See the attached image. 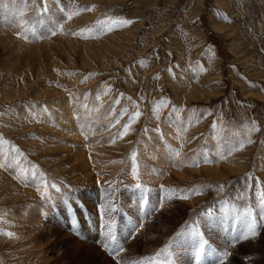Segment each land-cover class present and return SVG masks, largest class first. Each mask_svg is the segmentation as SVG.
Listing matches in <instances>:
<instances>
[{
    "label": "rangeland",
    "instance_id": "374dc122",
    "mask_svg": "<svg viewBox=\"0 0 264 264\" xmlns=\"http://www.w3.org/2000/svg\"><path fill=\"white\" fill-rule=\"evenodd\" d=\"M261 192L264 0H0L1 264H264Z\"/></svg>",
    "mask_w": 264,
    "mask_h": 264
},
{
    "label": "bare ground",
    "instance_id": "6f19581e",
    "mask_svg": "<svg viewBox=\"0 0 264 264\" xmlns=\"http://www.w3.org/2000/svg\"><path fill=\"white\" fill-rule=\"evenodd\" d=\"M6 5V4H5ZM19 20V19H18ZM22 20V19H21ZM22 29V28H21ZM36 37V36H35ZM196 89V88H195ZM48 91H49V89H48ZM184 114V113H183ZM181 117V116H180ZM58 128V127H57ZM167 128V127H166ZM178 132H179V130H178ZM183 133V132H182ZM186 133V132H185ZM173 136V135H172ZM73 137V136H72ZM173 139V138H172ZM179 139V138H178ZM180 140V139H179ZM192 140V139H191ZM190 140V141H191ZM188 141V140H187ZM189 141V142H190ZM185 143V142H184ZM151 145V144H150ZM177 145V144H176ZM180 145V144H179ZM153 147V146H152ZM176 147V146H175ZM184 147H185V145H184ZM183 147V148H184ZM238 147V146H237ZM236 147V148H237ZM150 148V147H149ZM174 148V146L173 147H171V148H169V149H165L164 147H159V148H154L153 149V153H157V152H160L159 153V155H160V157L162 158V162L165 164V165H167L168 167H170V168H174L175 166V168H176V170L178 169V165L180 164V165H189V162H191V160L189 161L188 159H182L181 160V163H179L178 165H177V162H176V159L177 158H179L180 156L179 155H181V153H182V147L179 149V148H175V149H173ZM235 148V149H236ZM240 148V147H239ZM189 149H192V148H190V147H186V150H183V153H182V155L186 152H188L189 151ZM206 149V148H205ZM208 149V148H207ZM234 149V148H233ZM154 150H155V152H154ZM199 150V151H198ZM211 150V149H210ZM215 150V149H214ZM231 150V149H230ZM218 151V150H217ZM224 151V150H223ZM226 151V150H225ZM195 153H194V156H203V158H204V160L202 161V163L201 164H195L197 167L196 168H199V169H197V170H195L194 168V172H201V171H203V172H205V171H208L209 173H211V174H214L216 177H218V175L220 174V172H222V166L220 165H218L217 167L215 166V167H209V165L210 164H212L213 162H214V160L216 161L215 163H218V162H220V161H225L224 159H226L227 157L225 156V152H223L224 153V155H221V156H219L220 158H218L217 156L216 157H214L213 156V153H208L209 151H205V150H202L201 148H197L195 151H194ZM213 152V151H212ZM215 152H216V150H215ZM231 152V151H230ZM152 153V154H153ZM227 153H229V151L227 152ZM233 153V152H232ZM151 154V155H152ZM158 154V153H157ZM217 154V153H216ZM75 156H77L76 154H74V157ZM149 156V155H148ZM148 156H146V157H148ZM186 157H188L187 155H185ZM222 156H225V157H222ZM74 157H72V158H74ZM207 157H210V160H208V158ZM222 157V158H221ZM82 158V157H81ZM152 158V157H151ZM182 158V157H181ZM190 158V157H189ZM193 158V157H192ZM198 158V157H197ZM197 158H196V160H197ZM155 159V158H154ZM160 159V158H159ZM191 159V158H190ZM229 159V158H228ZM228 159H226V160H228ZM231 159V158H230ZM78 161L79 162V159H75L74 161ZM82 160H83V158H82ZM200 160V159H199ZM160 161V162H161ZM194 161V160H193ZM156 162V161H155ZM171 162H173V163H171ZM75 163V162H74ZM224 163V162H223ZM229 163V162H228ZM234 163V162H233ZM150 164V163H149ZM148 165V164H147ZM71 166V165H70ZM230 166V165H229ZM84 168V167H83ZM86 168V167H85ZM85 170V169H84ZM169 170V169H168ZM172 170V169H171ZM179 170V169H178ZM177 170V171H178ZM230 171H234V168H230ZM152 172V171H151ZM83 173V172H82ZM192 173V172H191ZM176 174V173H175ZM186 174H187V172H186ZM185 174V175H186ZM84 176V175H83ZM89 176V175H88ZM184 177V176H183ZM185 177H187V176H185ZM152 178V177H151ZM11 180V179H10ZM170 180V179H169ZM6 181V180H5ZM250 183V182H249ZM11 189H13V188H11ZM241 189V188H240ZM243 189V188H242ZM246 190V189H245ZM248 190V189H247ZM11 191V190H10ZM233 191H234V193L237 191H235L234 189H233ZM252 191V190H251ZM233 193V194H234ZM240 193V192H239ZM35 194V193H34ZM246 194V196L247 197H249L248 195H247V192L245 193ZM234 197V196H233ZM236 198V197H235ZM195 200H197V199H195ZM26 211V210H25ZM27 212V211H26ZM25 212V213H26ZM11 213V212H10ZM21 216V215H20ZM13 217V216H12ZM12 217H10L9 219L10 220H12V221H14L13 220V218H16V216H14L13 218ZM22 217H24V216H22ZM18 218V220H19V217H17ZM20 219H23V218H20ZM26 219V218H25ZM15 220H17V219H15ZM27 220V219H26ZM11 221V222H12ZM22 221V220H21ZM151 221V220H150ZM17 222V221H16ZM19 222L20 221H18V225L20 226V224L21 225H23V224H25V223H22V222H20V224H19ZM26 222V221H25ZM147 223V222H146ZM148 224H150V223H148ZM17 225V226H18ZM26 225V224H25ZM24 225V226H25ZM145 225V224H144ZM147 225V224H146ZM27 226V225H26ZM29 226V225H28ZM148 226V225H147ZM166 228V230L168 229V231L170 230V227H165ZM14 230V232H19L20 234H26V229L25 228H23V227H18V228H14L13 229ZM31 232V231H30ZM165 232V231H164ZM20 234H18V235H20ZM29 234V233H28ZM34 234V236H35V233H33ZM114 234H115V232H113V234L111 235V239L109 240L110 242V244H108V247H110L111 249L112 248H116V244L118 243V242H120V238H119V236H118V232L116 231V234H117V240H116V242L117 243H114V241H113V236H114ZM22 236H24V235H22ZM26 238V237H25ZM31 238H34V237H31ZM134 240V239H133ZM217 241V240H216ZM259 242V241H258ZM27 245H29V246H31V248L32 247H35V244L34 243H32V242H28L27 243ZM26 245V246H27ZM198 245H199V243L198 244H195V247H193V244H191V246H192V250H193V252L195 251L193 248H196V249H198ZM253 245V244H252ZM256 245V244H255ZM254 245V248H258V250H259V246H255ZM25 246V247H26ZM36 249H37V247H36ZM32 251V250H31ZM42 252V251H41ZM192 252V251H191ZM196 252V251H195ZM238 252V251H237ZM31 252H29V254H30ZM150 253V252H149ZM220 253H221V255H220ZM258 253V252H257ZM173 254V253H172ZM39 255H41V254H39ZM173 256H174V259H175V261L176 262H173L172 261V264H184V263H182L180 260H179V258H177L174 254H173ZM194 256V255H193ZM221 256V257H220ZM36 257V256H35ZM39 257V256H38ZM37 257V258H38ZM219 257V259H217ZM189 258H190V260L191 259H193L192 260V264H218V262L220 261V260H222V259H225V258H227V256L225 255V253L218 247V251L217 252H215L213 255H211L210 254V251L208 250V255H206V257L204 258V259H202V260H198L197 258L194 260V258L192 257V256H189ZM156 260V259H155ZM3 261V260H2ZM23 261V260H22ZM21 261V262H22ZM25 261V260H24ZM42 261V260H41ZM32 261H29L28 263H24V264H33V263H31ZM38 262H40V261H38ZM5 263V262H4ZM22 263V264H23ZM37 263V262H36ZM0 264H1V262H0ZM42 264V263H41ZM186 264V263H185Z\"/></svg>",
    "mask_w": 264,
    "mask_h": 264
},
{
    "label": "snow or ice",
    "instance_id": "6c2138e0",
    "mask_svg": "<svg viewBox=\"0 0 264 264\" xmlns=\"http://www.w3.org/2000/svg\"><path fill=\"white\" fill-rule=\"evenodd\" d=\"M136 115L138 116L139 114L137 113ZM53 187H55V186H53ZM260 196H261L262 204H264V192H261ZM9 235H11V234H9Z\"/></svg>",
    "mask_w": 264,
    "mask_h": 264
}]
</instances>
